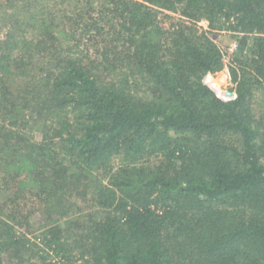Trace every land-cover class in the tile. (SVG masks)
I'll use <instances>...</instances> for the list:
<instances>
[{
    "label": "trees",
    "instance_id": "16d2710c",
    "mask_svg": "<svg viewBox=\"0 0 264 264\" xmlns=\"http://www.w3.org/2000/svg\"><path fill=\"white\" fill-rule=\"evenodd\" d=\"M257 96L264 0H0V264H264Z\"/></svg>",
    "mask_w": 264,
    "mask_h": 264
},
{
    "label": "rangeland",
    "instance_id": "374dc122",
    "mask_svg": "<svg viewBox=\"0 0 264 264\" xmlns=\"http://www.w3.org/2000/svg\"><path fill=\"white\" fill-rule=\"evenodd\" d=\"M170 14L174 19L172 18H165L164 16H161L163 19V22L167 25H169L170 21H174L175 18H178L177 13H171L166 12ZM170 20V21H169ZM198 26L200 27L201 31L207 32L208 36L215 42V44L219 47L222 53V58L224 60V69L221 72H218L216 74H211L208 78V83L214 89V91L217 93V95L221 98L227 97V92H231L234 94V90L232 89L234 87V82L231 80L230 72L228 69L229 64L231 63L232 59V52L235 50L236 42L235 38L233 37L232 33L227 31H217V30H211L208 27V23L205 20L199 21ZM220 83V87H216V83ZM254 108H262L264 110V99L262 96H257L254 100Z\"/></svg>",
    "mask_w": 264,
    "mask_h": 264
},
{
    "label": "built area",
    "instance_id": "2783aa9c",
    "mask_svg": "<svg viewBox=\"0 0 264 264\" xmlns=\"http://www.w3.org/2000/svg\"><path fill=\"white\" fill-rule=\"evenodd\" d=\"M210 76H211V74H208V75H207V77H210ZM234 96H235V94L228 95L226 98L223 97V99H231V98H233Z\"/></svg>",
    "mask_w": 264,
    "mask_h": 264
},
{
    "label": "water",
    "instance_id": "95a60500",
    "mask_svg": "<svg viewBox=\"0 0 264 264\" xmlns=\"http://www.w3.org/2000/svg\"><path fill=\"white\" fill-rule=\"evenodd\" d=\"M226 94H227V95H232V93H231V92H227Z\"/></svg>",
    "mask_w": 264,
    "mask_h": 264
}]
</instances>
